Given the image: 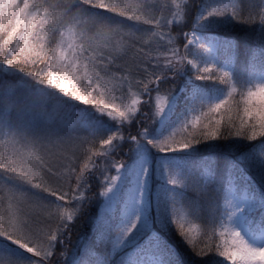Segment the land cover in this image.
Instances as JSON below:
<instances>
[{
    "label": "rangeland",
    "instance_id": "374dc122",
    "mask_svg": "<svg viewBox=\"0 0 264 264\" xmlns=\"http://www.w3.org/2000/svg\"><path fill=\"white\" fill-rule=\"evenodd\" d=\"M42 1L0 0V72L6 79L0 97V264H137L138 256V264H164L169 224L160 206L173 198L168 211L181 218L193 210L188 188L200 184L199 172L181 169V161L198 154L181 137L201 124L232 131L245 126L244 136L234 135L230 144L236 147L225 139L224 150L213 156L226 163L219 179L245 162L264 176V163L255 160L264 154V84H251L249 72V89L238 86L228 101L218 92L214 102L201 98L202 85L212 86L217 68H231L236 53L231 37L184 31L183 24L196 26L221 11L214 0H155L160 21L147 29L131 22L129 34L126 22L119 37V24L101 13L108 0H80L78 7V0H61L53 14L63 27L50 46L42 30L51 19L41 20L46 11L36 10ZM88 23L103 30L98 36L113 34L107 44L90 36L88 45L102 47L89 48L90 61L85 44L79 51L76 45L79 30H91ZM136 37H147L148 45L140 49ZM38 45L44 46L42 63L16 70ZM235 173L206 201L204 236L214 247L203 257L263 264L264 234L253 239L245 226L258 207L237 189ZM225 212L233 224L228 245L230 227L222 230L220 222Z\"/></svg>",
    "mask_w": 264,
    "mask_h": 264
},
{
    "label": "trees",
    "instance_id": "16d2710c",
    "mask_svg": "<svg viewBox=\"0 0 264 264\" xmlns=\"http://www.w3.org/2000/svg\"><path fill=\"white\" fill-rule=\"evenodd\" d=\"M79 1L80 0H78L76 3L77 7ZM164 1L168 2L169 0ZM197 1H195L194 3H196ZM60 2L61 0H43L38 5L36 4V10L39 14L41 9L46 11L45 15L47 16V18H41V20H45L48 18L51 19L45 22L44 28L42 30V35L45 36V40L49 43V46L54 42L55 36L59 34L63 27V24L58 22V17H54L53 14V9L57 12L56 6L59 5ZM218 2L221 4V11H217L215 12V15H212L205 20L198 22L195 26V29L203 34L212 33L222 37H231L233 40L229 39L230 44L236 53L233 54L234 61H232L233 66L231 68L224 71L217 68L221 73H219V75H216L215 81L209 80V84L212 86L202 85L204 91L201 98L210 97V102H214L215 92L219 93V99L222 102H226L229 100V97L231 95H237L239 91L238 86H243L245 90L249 89V85H247V77L249 72L245 77L240 76V64H242L241 55L242 53L249 52L255 47L264 44V0H219ZM194 3L193 7H195ZM137 6L140 7L139 10L143 19H141L140 15L136 12V9L138 8ZM46 7H48L50 10L47 11ZM101 13L108 16L107 18H109V20L111 19L115 23L119 24L115 27V30H117L118 34H114L118 37L119 35L122 36L126 22V33L129 34L132 31L131 22H135L137 27L142 26L143 28L147 29L150 27L152 21H160L161 17V13L156 6L155 0H108L107 4L105 5V10L101 11ZM148 21L149 25L147 24ZM190 25H195V21H193ZM86 26L91 30L83 35L81 30H79V42L76 43V45L77 50L79 51L80 49H82L83 44H85V53L89 57L90 61L91 56L89 54V48L91 47L99 49L102 47L94 46L93 44L88 45V39L92 35L98 36L97 33H103V30L92 29V25L89 23ZM104 26L107 27L106 24ZM187 27L188 25L184 24L183 28L186 29ZM111 35L113 34H108L107 37H105V35H101L98 37L106 39L105 44H107V38ZM146 39L148 38L136 37L133 43L136 46H139L140 49H144L148 45V42H145ZM121 43L124 44V42H119L118 44L121 45ZM43 48L44 46L41 47L40 45H38L34 55L30 56V58H28L23 64L22 62H19L16 66V70L26 72L28 70L34 69L38 65V63L41 64L42 59L39 57V55L41 54ZM191 49L192 47H186L185 52L188 50L190 53ZM263 59V57L260 58V60ZM5 82L6 79L4 76V85ZM222 82H225L224 87H221ZM247 93L248 95L247 98H245V101L246 99H248V101L251 99L249 92ZM245 101H243V103ZM212 129V127L201 124L196 126L195 128H191L185 134V130H183L181 132V135H184L181 137V141H183V143H191V146L195 148L196 153H199L201 155L207 153L211 154V152H216L219 149L224 150V148L222 147L225 145L221 144V142L226 140L229 141L228 147H236L235 144L230 145L231 143L235 142L234 137L236 136L237 138H239L244 136V130L247 128L245 126H237L236 129L233 128L234 131H232L230 128L228 129L227 127H223L221 130ZM258 145L259 143L257 144V149ZM252 148L254 151L255 147ZM208 150H211V152ZM252 159H255V156H253ZM255 160L264 163V158ZM200 162H204V160L201 159ZM244 166L247 168L245 169L246 171L248 170L251 176V179L248 181L251 189H254L253 191L255 193L262 194V192H264V176L260 174L257 169L254 170L252 164L245 162ZM59 179L60 178H58V180ZM199 182L200 184L196 188V190L188 188V193L190 195L188 196V200L192 202L193 210L188 211V214L185 217L181 216V220H175L174 218L167 221V223L169 224L166 232L167 237L171 245L175 249V256H170V259L178 264L220 263L215 259V256H212L211 259L209 258V256L203 257L207 255V249H210V247H214V243L208 244V241L206 242L204 235L209 232L206 228V226L208 225L206 201L212 195L211 193L213 192V190L215 191V185L212 184V182L208 181L206 176H202L201 174ZM160 209L163 211L165 210L163 206H160ZM171 223H173L174 225L170 226ZM200 231L203 232L202 235L200 234Z\"/></svg>",
    "mask_w": 264,
    "mask_h": 264
}]
</instances>
